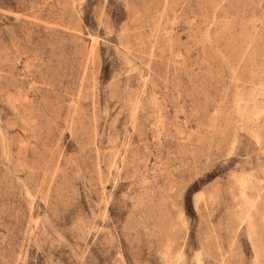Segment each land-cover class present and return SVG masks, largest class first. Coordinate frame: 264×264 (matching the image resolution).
Listing matches in <instances>:
<instances>
[{
	"label": "rangeland",
	"instance_id": "rangeland-1",
	"mask_svg": "<svg viewBox=\"0 0 264 264\" xmlns=\"http://www.w3.org/2000/svg\"><path fill=\"white\" fill-rule=\"evenodd\" d=\"M0 264H264V0H0Z\"/></svg>",
	"mask_w": 264,
	"mask_h": 264
}]
</instances>
